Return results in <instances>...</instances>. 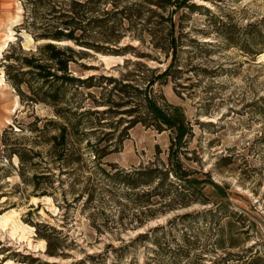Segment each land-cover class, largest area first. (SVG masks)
<instances>
[{
    "label": "rangeland",
    "instance_id": "374dc122",
    "mask_svg": "<svg viewBox=\"0 0 264 264\" xmlns=\"http://www.w3.org/2000/svg\"><path fill=\"white\" fill-rule=\"evenodd\" d=\"M23 1L0 0V264H264V0H192L193 9H180V70L150 86L160 103L184 110L190 131L174 151L182 174L224 191L164 178L175 133L136 123L146 109L134 102L85 115L80 139L59 159L52 136L62 118L22 98L5 70L8 45L36 51L44 42L35 38L42 19L28 22ZM145 38L129 32L119 43L137 54L89 50L74 71L129 74L147 88L150 69L165 71L171 57ZM89 140L104 148L100 158ZM142 170H155L154 180L133 187Z\"/></svg>",
    "mask_w": 264,
    "mask_h": 264
},
{
    "label": "trees",
    "instance_id": "16d2710c",
    "mask_svg": "<svg viewBox=\"0 0 264 264\" xmlns=\"http://www.w3.org/2000/svg\"><path fill=\"white\" fill-rule=\"evenodd\" d=\"M191 1H23L28 22L35 25L37 19H42L43 30L35 34V38L42 39L44 42L36 51L26 50L20 43L8 45L10 48L5 54V70L8 80L18 89L22 98L26 97L31 104L44 102L51 105L57 117L62 118L63 122H55L58 123L56 126L59 131L52 136L54 147L63 148L58 156L59 159H67L69 151L66 146L73 140L80 139L79 128L85 115L91 113L102 115L116 111L114 107L134 102L137 106L143 105L146 109L145 116H136L133 119L136 123L142 122L155 126L161 131L171 129L175 133V143L170 155L172 165L169 169L159 170L164 178L172 173L179 180L184 181L185 188L201 189L210 183L219 191H224V187L212 178L200 179L182 174L181 163L178 158L176 160L178 153L175 154L174 151L177 150L176 145H181L184 136L190 131L184 110L180 106L160 103L157 95L150 88L160 78L173 77L180 70L178 65L181 61L184 32L181 29L183 24L177 20L176 15L182 8L193 9L195 3ZM129 32L142 42L146 39L145 33H148L153 47L158 51H164L167 58L171 57L165 71L157 74L156 69H150L152 76L149 78L147 88H143L139 80L131 78L129 74H124L122 78L106 74H90L83 77L74 71V66L85 65L80 58L85 57L89 50L114 55L131 51L136 53L135 46L119 44ZM60 42H67V44ZM99 87L102 89L99 91L100 94L92 91V89H100ZM86 89L88 91L84 92ZM70 92L71 96H69ZM93 104L107 107L102 110L92 109ZM130 109L128 111H136L137 108ZM78 113L82 116L74 117ZM104 122H100L99 117V123ZM90 145L95 148L96 157L100 158L104 148L96 147L91 142ZM10 147L13 148V146ZM18 154L22 160H27L24 156H27V153L22 154L18 151ZM154 172L155 170L137 171L133 179V187L151 184L156 176ZM160 227L162 226H156L152 230L157 231ZM148 236L149 231L139 234L136 240ZM159 241L157 244L161 246ZM48 251L52 255L57 254L52 248ZM92 257L95 256L92 255ZM128 264H134L133 258Z\"/></svg>",
    "mask_w": 264,
    "mask_h": 264
},
{
    "label": "bare ground",
    "instance_id": "6f19581e",
    "mask_svg": "<svg viewBox=\"0 0 264 264\" xmlns=\"http://www.w3.org/2000/svg\"><path fill=\"white\" fill-rule=\"evenodd\" d=\"M12 28V27H11ZM9 36H12L13 35V33H10V34H8ZM8 44V43H7ZM105 55V54H104ZM108 55L106 54V57H107ZM110 56V55H109ZM3 76H4V72H3Z\"/></svg>",
    "mask_w": 264,
    "mask_h": 264
}]
</instances>
